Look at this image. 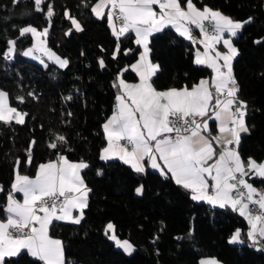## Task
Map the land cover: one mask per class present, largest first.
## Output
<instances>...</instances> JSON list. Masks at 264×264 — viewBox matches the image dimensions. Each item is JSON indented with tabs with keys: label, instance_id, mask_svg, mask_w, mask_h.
<instances>
[{
	"label": "trees",
	"instance_id": "trees-1",
	"mask_svg": "<svg viewBox=\"0 0 264 264\" xmlns=\"http://www.w3.org/2000/svg\"><path fill=\"white\" fill-rule=\"evenodd\" d=\"M96 1L45 0L43 11L37 12L33 0H20L18 4L0 0V89L8 94L12 107L28 114L23 124L0 121V185L4 189L0 194V218L6 217L4 208L16 161H20L21 172L34 174L39 164L59 152L90 165L83 170V176L92 189L80 224L55 221L50 228L51 235L63 242L66 264H199L206 256L224 264H264V250L248 246L250 242L244 235L248 222L237 211L194 201L188 190L159 172L137 174L119 160L99 159L106 142L102 126L116 103L113 81L118 71L137 60L139 52L135 49L139 46L133 43V33H129L121 37V52L112 58L116 39L106 18L97 19L91 12ZM48 3L54 9L50 20L46 16ZM193 3L218 9L238 21L253 18L234 39L239 54L233 62V73L240 87L239 98L248 104L246 121L251 129L250 134H242L239 151L245 159L251 156L260 161L264 158V42L255 41H264V0ZM65 10L80 22L83 31L65 35L71 27ZM26 25L48 26V45L67 58L66 68L52 62L45 67L23 56V49L33 43L31 34L19 36V30ZM9 40L16 41L11 58L4 56ZM150 48L152 59L160 65L153 77L158 89L191 86L211 73V69L193 63L194 45L172 27L154 34ZM124 49L134 51L124 55ZM101 57L106 65L103 69L98 64ZM123 76L136 78L131 70ZM21 96L23 103L17 99ZM67 96L72 99L65 100ZM53 134L64 135L68 143L49 148ZM98 170L101 175H97ZM256 182L262 184V180ZM140 185L143 194L137 195L135 189ZM109 221L116 225L117 235L134 245L131 255L105 236ZM237 228L246 242L229 244ZM12 259L17 264H42L26 253Z\"/></svg>",
	"mask_w": 264,
	"mask_h": 264
},
{
	"label": "snow or ice",
	"instance_id": "snow-or-ice-1",
	"mask_svg": "<svg viewBox=\"0 0 264 264\" xmlns=\"http://www.w3.org/2000/svg\"><path fill=\"white\" fill-rule=\"evenodd\" d=\"M33 2L35 11H43L41 5L45 0ZM18 3L20 0H13V4ZM46 7L50 20L54 15L53 5L48 3ZM91 12L97 19H104L106 15L116 39L113 59L121 52V37L133 33V43L139 46L135 49L139 52L136 62L118 71L113 81L112 86L117 89L116 104L102 126L106 145L100 150L99 159L119 160L137 174H146L147 168L157 170L164 178L188 190L192 200L238 211L249 225L244 234L251 242L248 246L264 250V191H258L246 179L253 176L264 179V160L257 161L251 156L245 160L239 151L242 134H250L251 129L246 121L248 104L239 98L240 87L233 73V60L239 54L233 38L253 18L234 20L207 5L199 8L193 0H97ZM64 15L71 21L65 35H71L73 30L83 31L80 22L70 16L68 10ZM116 21L120 23L118 29ZM169 26L194 46L202 45L203 51L196 48L193 63L211 69L210 78L179 89L157 90L153 86L152 80L160 71V65L150 59V38ZM194 29L199 30L202 39L193 37ZM27 34L35 38V44L23 52L24 56H32L47 67L41 56L34 55L40 52L60 68L68 66L69 61L47 48L46 39H41L47 37L48 28L38 31L26 26L19 30L20 37ZM221 44L226 51L217 49ZM8 45L4 56L11 58L16 41L9 40ZM133 51L124 49L123 54ZM98 64L101 69L106 67L102 57L98 58ZM129 70L139 78L138 83H128L123 78L124 72ZM28 95L34 97L32 92ZM17 99L24 102L22 96ZM71 99V96L65 97V100ZM27 115L11 107L8 94L0 91V121L8 124L15 120L23 124ZM67 115L70 117L72 113ZM209 121L216 122V135H212ZM31 143L34 145L35 141ZM67 143L64 135L53 134L48 147L57 149ZM27 162H32L30 149ZM19 165L17 160L4 208L6 222L0 221V264H17L12 258L25 253L42 264H66L63 242L50 236L49 231L54 221L78 225L83 220L92 189L85 184L81 171L90 165L83 160L70 162L59 152L55 161L38 166L34 178L21 175ZM101 174L98 170L97 175ZM143 190V185L135 189L137 195H142ZM3 191L0 186V192ZM17 193L22 194V202L16 199ZM73 209L79 210L78 216L72 215ZM104 234L126 254L135 251L129 240L118 237L112 221L105 225ZM245 242L239 228L228 239L229 244ZM199 264L220 262L216 258H204Z\"/></svg>",
	"mask_w": 264,
	"mask_h": 264
},
{
	"label": "crops",
	"instance_id": "crops-1",
	"mask_svg": "<svg viewBox=\"0 0 264 264\" xmlns=\"http://www.w3.org/2000/svg\"><path fill=\"white\" fill-rule=\"evenodd\" d=\"M97 2V1H96ZM95 2V3H96ZM94 3V4H95ZM93 4V5H94ZM92 5V6H93ZM197 6V5H196ZM197 7H199V6H197ZM154 8L158 11V7L157 6H154ZM199 8H202V7H199ZM211 8V7H210ZM212 9H214V8H212ZM214 10H218V9H214ZM105 11V14H106V12H107V9H105L104 10ZM223 13V12H222ZM224 14V13H223ZM225 15H227V14H225ZM227 16H229V15H227ZM230 17V16H229ZM105 18H106V15H105ZM106 20H107V18H106ZM235 20V19H234ZM116 27H117V29L119 28V25H118V23H117V21H116ZM169 27H171V26H169ZM174 29V28H173ZM175 30V29H174ZM193 32H197L198 34H199V37H198V39H202V36L200 35V32H199V30L198 29H194L193 30ZM192 32V33H193ZM177 33V32H176ZM156 34V33H155ZM178 34V33H177ZM134 35V34H133ZM179 35V34H178ZM180 36V35H179ZM225 36H227V34H225ZM181 38H183V39H185L184 37H182V36H180ZM151 39V38H150ZM234 39L235 38H233V44H234V46L236 47V45H235V43H234ZM188 42H191L190 40H188V39H186ZM149 47H150V45H149ZM196 48H199L201 51H203V47H202V45H199V44H197V45H195L194 46V49H193V51L195 52V50H196ZM237 48V47H236ZM217 49L218 50H220V51H226V49H224L223 48V46H222V44L221 45H217ZM141 51H142V49H141ZM138 59V58H137ZM150 59H151V61H152V63H154V64H157L153 59H152V56H151V53H150ZM136 62V60L133 62V63H135ZM233 62H234V60H233ZM132 63V64H133ZM136 75V74H135ZM212 76V70H211V73L208 75V76H205V77H202V78H210ZM123 78L126 80V82H128V83H138L139 82V78L136 76V78L134 79V80H129V79H127V78H125L124 76H123ZM201 78V79H202ZM200 80V79H199ZM199 80L197 81V82H199ZM152 82H153V80H152ZM196 82V83H197ZM153 86L155 87V85H154V83H153ZM183 86H180V87H174V88H182ZM189 87H191V86H189ZM156 88V87H155ZM169 88H173V87H169ZM169 88H165V89H158V88H156L157 90H166V89H169ZM0 91H3V92H5L4 90H1L0 89ZM8 103H9V105L11 106V104H10V102H9V98H8ZM116 104V103H115ZM12 107V106H11ZM112 115V114H111ZM110 115V116H111ZM109 116V117H110ZM14 121V120H13ZM106 122V121H105ZM209 129L211 130V132H212V135H216L217 134V132H216V129H217V124H216V122L215 121H209ZM106 145V142H105V144H104V146ZM103 146V147H104ZM102 147V148H103ZM218 153H219V149L217 148V155H218ZM243 158V157H242ZM57 159V156L56 157H54V158H51V159H49V160H47V161H45V162H43V163H47V162H49V161H55ZM70 162H79V161H81V160H71V159H69V158H67ZM243 159H245V158H243ZM245 160H247V159H245ZM262 160H264V158L262 159ZM84 161V160H83ZM257 161H259V160H257ZM261 161V160H260ZM43 163H41V164H43ZM209 163H212V161H210ZM40 165V164H39ZM38 165V166H39ZM146 168H147V163H146ZM37 169H38V167H37ZM37 169L35 170V172H34V174H28V173H26V172H21L20 171V174L21 175H26V176H28V177H30V178H34L35 177V175H36V172H37ZM149 170H153V171H156V172H158L157 170H154V169H151V168H147V171L146 172H148ZM81 176L83 177V179H84V176H83V170L81 171ZM246 179H248V182L249 183H252L253 184V186L257 189L258 188V183L256 182V180H262V186H263V189H264V179H261V178H257V177H251V178H247L246 177ZM84 181H85V179H84ZM86 184V183H85ZM1 186V185H0ZM264 191V190H263ZM0 194H1V192H0ZM191 194V193H190ZM16 199L17 200H19L20 202H22L23 201V197H22V194H19V193H17L16 194ZM203 202H206V201H203ZM207 203V202H206ZM207 204H209V203H207ZM209 205H211V206H213L212 204H209ZM238 212V211H237ZM72 215L73 216H78L79 215V210L78 209H73L72 210ZM0 221H4V222H6V217H4V218H0ZM55 222V221H54ZM63 222H67V221H63ZM249 230V225H248V229H247V231ZM49 235L50 236H52L53 238H56V239H60V238H57V237H55V236H53V235H51V233H50V231H49ZM61 240V239H60ZM62 241V240H61ZM250 242V241H249ZM257 249H258V247H257ZM64 257H65V251H64ZM204 258H215V257H209V256H206V257H203V258H201V259H204ZM200 259V260H201ZM217 259V258H216ZM219 262H220V264H224L221 260H219V259H217ZM65 261H66V257H65Z\"/></svg>",
	"mask_w": 264,
	"mask_h": 264
},
{
	"label": "rangeland",
	"instance_id": "rangeland-1",
	"mask_svg": "<svg viewBox=\"0 0 264 264\" xmlns=\"http://www.w3.org/2000/svg\"><path fill=\"white\" fill-rule=\"evenodd\" d=\"M26 26H32V27H35V28H37L38 31H43L45 28H48V26H44V27H42V28L36 27V26H34V25H26ZM26 26H24V27H26ZM41 39H46V47L49 48L50 50H52L53 52H55L56 55L60 56V57L63 58V59H67L66 57L61 56L60 54H58L54 49H52V48L48 45L47 37H46V38H43V37H42ZM34 44H35V38L33 37V43H32L31 45L27 46L26 48H24L23 51H22V54H23L24 51H27L29 48H31ZM34 55H36V56H41V57L45 60V63H46V64H47L48 62H52V61H49V60L47 59V57L43 56V54L40 53V52H36ZM23 56H24V55H23ZM24 57H26L27 59H30V60H33V61H36V62H39V63H40L39 60L34 59L32 56H24ZM52 63H53V62H52ZM17 110H18V109H17ZM18 111H20V110H18ZM20 112L23 113L22 111H20ZM14 121H15V120H14ZM84 161H85V160H84ZM85 162H86V161H85ZM118 237H119L121 240L126 239V238H121L119 235H118ZM115 246H116V245H115ZM117 248H118V247H117ZM119 249H121V248H119ZM121 250H123V249H121ZM209 257H210V256H209Z\"/></svg>",
	"mask_w": 264,
	"mask_h": 264
},
{
	"label": "built area",
	"instance_id": "built-area-1",
	"mask_svg": "<svg viewBox=\"0 0 264 264\" xmlns=\"http://www.w3.org/2000/svg\"><path fill=\"white\" fill-rule=\"evenodd\" d=\"M117 23H118V25H119V27H120V23H119V21H117ZM192 35H193V37L196 38V39H198V37H199V34H198L197 32H193ZM122 143H123V142H122ZM257 190H258V191H263V190H264V189H263V186H262V185H258ZM250 243H251V242H250ZM252 248H255V247H252Z\"/></svg>",
	"mask_w": 264,
	"mask_h": 264
}]
</instances>
